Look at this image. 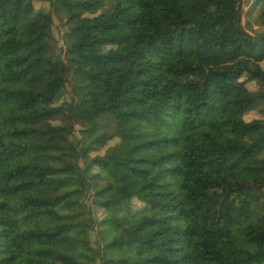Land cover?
I'll return each mask as SVG.
<instances>
[{
	"label": "trees",
	"instance_id": "trees-1",
	"mask_svg": "<svg viewBox=\"0 0 264 264\" xmlns=\"http://www.w3.org/2000/svg\"><path fill=\"white\" fill-rule=\"evenodd\" d=\"M7 1L0 264H82V215L132 254L87 261L264 264V34L241 24L247 8L264 29V0ZM66 158L75 170L55 167ZM75 190L89 206L61 202Z\"/></svg>",
	"mask_w": 264,
	"mask_h": 264
},
{
	"label": "rangeland",
	"instance_id": "rangeland-1",
	"mask_svg": "<svg viewBox=\"0 0 264 264\" xmlns=\"http://www.w3.org/2000/svg\"><path fill=\"white\" fill-rule=\"evenodd\" d=\"M15 3V0H9L6 2V6L8 9H11L13 7V4ZM42 8L44 12L47 14L49 10V6L47 4H42ZM53 25L47 30V34L54 39V41L58 44V47L60 48L62 46L61 44V35L62 30L60 29L59 23L55 18H53ZM242 27L245 30L246 34L251 37H259L262 34H264V29L260 27L256 21V18L252 14H248L247 8L244 9L242 21H241ZM59 60H62V57H59ZM80 94V93H78ZM79 135H78V129L75 128L72 135H66L65 139H57L55 140V145L64 148L69 149L71 148L76 141H78ZM255 159L260 162L264 159V146L257 147L254 152ZM62 160V159H61ZM63 161V160H62ZM59 161V163L56 164V168H62L67 169V166L71 170L76 169V165L74 163V160L72 158H66L65 164L64 162ZM77 168L82 170L83 166L81 163H78ZM260 177H264V165H259L257 167ZM244 175V171H240L238 174V178H242ZM87 177L83 179L82 187L85 189L88 187ZM83 191H76L74 193H71L68 197L63 198L61 200L62 203H70L72 201H79L81 202L84 207L89 206L90 200L89 196H83ZM259 208L261 211H264V198L261 200L259 204ZM74 224V234L77 238L76 240L79 241V244L77 245L75 251L72 252V257L79 263L82 264H99L98 261L91 262L93 258L95 257V254L97 255V252H99L98 255H101L100 252H103V256L107 260H125L132 257V254L118 250L117 248H107L108 244L115 240L118 235V230L111 227H104L101 229L96 230L94 227V223H90L87 220V217L82 215L73 221ZM107 248V249H106ZM83 255L87 256V258H92L90 261H87V258H84Z\"/></svg>",
	"mask_w": 264,
	"mask_h": 264
}]
</instances>
